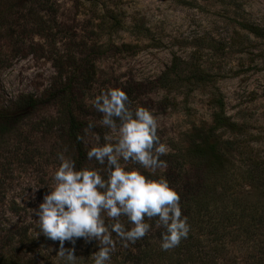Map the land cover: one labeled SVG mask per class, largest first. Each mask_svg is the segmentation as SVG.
Here are the masks:
<instances>
[{"label": "rangeland", "instance_id": "1", "mask_svg": "<svg viewBox=\"0 0 264 264\" xmlns=\"http://www.w3.org/2000/svg\"><path fill=\"white\" fill-rule=\"evenodd\" d=\"M35 9L42 27L26 26L19 10L14 26L1 30L0 105L22 92L38 95L63 76L74 81L84 115L97 121L91 101L119 87L133 108L158 118L169 151L214 124L213 138L232 142L227 162L236 173L264 160V36L253 31L264 30V0H46ZM217 112L226 117L223 126L213 121ZM60 114L57 102L43 104L0 136V249L22 261L66 264L59 242L38 236L32 214L53 183L57 153L73 157ZM246 183L247 198L264 199L261 187ZM242 236L225 242L229 264H249L263 246L264 233ZM95 251L94 241L77 239L76 264H93Z\"/></svg>", "mask_w": 264, "mask_h": 264}, {"label": "clouds", "instance_id": "2", "mask_svg": "<svg viewBox=\"0 0 264 264\" xmlns=\"http://www.w3.org/2000/svg\"><path fill=\"white\" fill-rule=\"evenodd\" d=\"M91 107L101 118L89 119L77 141L84 144L86 159L99 167L77 169L75 160L65 155L66 149L57 153L60 163L53 183L43 202L32 208L38 217V236L58 241L57 256L66 264H76L75 243L80 238L96 242L93 264H108L118 243L128 248L152 231L153 225L146 220H154L155 228L162 230V251L178 247L190 232L181 196L166 178L152 179L141 171L154 176L167 167L160 157L168 154L169 147L158 135V118L144 106L133 108L119 87L102 90ZM97 127L108 131L101 135L93 130ZM25 198L30 199L29 193ZM66 241L73 247L66 248Z\"/></svg>", "mask_w": 264, "mask_h": 264}, {"label": "trees", "instance_id": "3", "mask_svg": "<svg viewBox=\"0 0 264 264\" xmlns=\"http://www.w3.org/2000/svg\"><path fill=\"white\" fill-rule=\"evenodd\" d=\"M41 1L46 0H0V33L4 26H14L19 10L26 12V26L42 27L45 21L35 9L37 2ZM253 31L264 36V30L260 27H255ZM78 94L74 89V81L64 79L63 76L57 77L38 95L19 93L10 103L0 105V136L5 137L12 132L43 104L57 102L61 112L57 120L63 122L77 169L99 167L95 161L86 159L85 146L77 141V134H83L89 120L84 115ZM225 119L218 112L213 117V121L222 126ZM218 128L219 125L213 124L206 132L204 127L195 130L186 145L176 150L172 148L167 155L160 157L166 161L167 167L158 169L154 176L142 170L149 178H166L170 186L180 194L182 215L187 216L190 225L187 239H183L178 247L170 251H162V230L155 228L154 220H146L153 225L152 231L128 248L118 243L111 257L114 264H229L232 257L228 255L225 246L227 240L231 243L239 240L240 235L248 238L258 232L264 233V199L259 197L253 202L245 196L249 192L241 187L248 180L245 186L255 184L263 189L261 191L264 195V160L254 162L252 167L247 164L245 171L236 173L234 163L227 162L231 161L228 154L232 142L213 138ZM187 177H190L189 180L184 182ZM31 228L28 225L23 233H29ZM113 236L115 238V234ZM255 250H259V254L252 256L248 263L264 264V242L262 247H256ZM0 264L41 263L22 261L15 254L0 249Z\"/></svg>", "mask_w": 264, "mask_h": 264}]
</instances>
